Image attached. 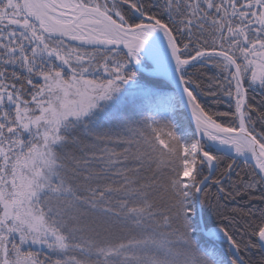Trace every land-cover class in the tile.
Segmentation results:
<instances>
[{"label": "snow or ice", "instance_id": "snow-or-ice-1", "mask_svg": "<svg viewBox=\"0 0 264 264\" xmlns=\"http://www.w3.org/2000/svg\"><path fill=\"white\" fill-rule=\"evenodd\" d=\"M250 91L264 0H0V264H264Z\"/></svg>", "mask_w": 264, "mask_h": 264}, {"label": "trees", "instance_id": "trees-1", "mask_svg": "<svg viewBox=\"0 0 264 264\" xmlns=\"http://www.w3.org/2000/svg\"><path fill=\"white\" fill-rule=\"evenodd\" d=\"M148 65L150 66V63H148ZM201 72L207 73L208 76H213L216 73V70L214 68H212L211 66H209L208 68H203L200 69ZM161 81V83H166L165 81H163L160 78H157ZM207 81H205L206 83ZM249 96L250 97H254V100H252L251 102L256 103L258 106L261 102L262 98L260 95L256 94V93H252L251 91L249 92ZM201 102L205 103L207 107H210L213 111H229L228 105L224 102L220 103V104H213L211 102V98H206V97H201ZM180 119L182 120L181 125L182 126H186L185 125V120L184 117H180ZM264 129H261L259 124H257V131H262ZM227 159V158H225ZM223 166V165H222ZM247 165L241 164V168H247ZM239 170V169H238ZM243 174V173H241ZM213 192L215 191V189L213 188L212 190ZM251 205L248 203L247 198H238L236 201H229L227 202V208L230 210L232 208H243L245 210H247L248 207H250ZM205 210L211 214V209L208 208L207 205H205ZM212 219H215V217L213 216Z\"/></svg>", "mask_w": 264, "mask_h": 264}, {"label": "water", "instance_id": "water-1", "mask_svg": "<svg viewBox=\"0 0 264 264\" xmlns=\"http://www.w3.org/2000/svg\"><path fill=\"white\" fill-rule=\"evenodd\" d=\"M150 63H151V61H149ZM159 78H161V79H163L164 80V78L163 77H159ZM165 81V80H164ZM167 82V81H166ZM186 115V114H185Z\"/></svg>", "mask_w": 264, "mask_h": 264}, {"label": "rangeland", "instance_id": "rangeland-1", "mask_svg": "<svg viewBox=\"0 0 264 264\" xmlns=\"http://www.w3.org/2000/svg\"><path fill=\"white\" fill-rule=\"evenodd\" d=\"M179 122L182 123V120L179 118Z\"/></svg>", "mask_w": 264, "mask_h": 264}]
</instances>
